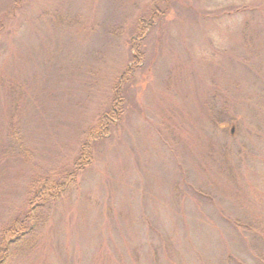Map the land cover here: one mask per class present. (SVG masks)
Listing matches in <instances>:
<instances>
[{"label": "rangeland", "instance_id": "obj_1", "mask_svg": "<svg viewBox=\"0 0 264 264\" xmlns=\"http://www.w3.org/2000/svg\"><path fill=\"white\" fill-rule=\"evenodd\" d=\"M51 176L0 264H264V0H0V232Z\"/></svg>", "mask_w": 264, "mask_h": 264}, {"label": "trees", "instance_id": "obj_2", "mask_svg": "<svg viewBox=\"0 0 264 264\" xmlns=\"http://www.w3.org/2000/svg\"><path fill=\"white\" fill-rule=\"evenodd\" d=\"M156 17H157V15H156ZM140 20L141 21H139L138 27L136 30L138 39H141V37L144 36V34H143L144 30H143V27H141L142 25H144V23L142 22L143 21L142 19H140ZM145 22H147V20H145ZM137 50H139V49L137 48ZM139 56H140V54L138 53V51H136L135 54H132V61L135 63H139L142 60L141 57H139ZM135 65H137V64H135ZM117 92H118V90L116 91V93ZM120 101L121 100H118L117 105H120ZM115 107L112 106L109 109L108 118H111V119H114V118L117 119L118 118L117 117L118 112H116L117 108H115ZM91 136H92V133L89 135L87 142L81 146L80 152L82 153L83 157L88 156L87 154H89V147L88 146L90 145L89 143H91L93 141ZM70 174L67 176H71ZM61 185L60 186L55 185L53 182L52 176H51V177H48L46 179L45 183H42V181H41L39 183H36V185L32 188L30 198L28 199L29 211L27 212V214H25L23 216L24 218L23 217L22 218H16L14 221H12V223L10 225H8L6 228H4L0 232V251L2 249V253H1L2 257H0V263H4L5 260H7V258L11 255V251L16 250L15 249L16 247H18V246L22 247V243H23L22 240H23L24 235L29 234V232L25 229V225H24L26 223V221L28 219H31V220H34V219L37 220V218L39 219V216L38 217L35 216L37 213L34 215V213L32 212V211H35V209H32L33 208L32 204H35V202H36V205H37V202L46 201L49 199L56 198V196L64 188V186L63 185L61 186ZM37 207H40V203H39V205H37Z\"/></svg>", "mask_w": 264, "mask_h": 264}]
</instances>
